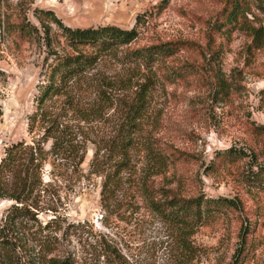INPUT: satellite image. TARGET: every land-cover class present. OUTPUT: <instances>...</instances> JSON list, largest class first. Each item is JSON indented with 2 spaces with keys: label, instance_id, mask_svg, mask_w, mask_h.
Here are the masks:
<instances>
[{
  "label": "rangeland",
  "instance_id": "rangeland-1",
  "mask_svg": "<svg viewBox=\"0 0 264 264\" xmlns=\"http://www.w3.org/2000/svg\"><path fill=\"white\" fill-rule=\"evenodd\" d=\"M161 1L0 0V160L10 144L31 146L44 136L31 117L37 86L46 82L47 48L38 36L16 33L24 19L41 33L47 12L72 28L130 29L143 14L139 35L126 49L168 41L187 47L152 73L125 62L126 49L103 54L45 104L47 114L65 116L70 130L55 151L54 138L40 142L52 154L41 171L36 221L21 233L26 253L69 264H179L184 256L185 264H233L243 253L242 264H264V174L255 175L264 168V39L259 46L253 36V29L264 30V0H238L243 16L221 32L226 0H169L158 12ZM177 66L183 75L172 82L166 73ZM141 86L148 87L141 136L165 155L177 151L179 163L148 172L145 152L134 151L136 175H123L112 198L119 206L108 211L93 156L97 148L105 151ZM96 108L97 117L88 115ZM227 150L241 154L219 158ZM145 173L155 201L170 191L179 198L231 200L236 209L183 232L151 209L141 184ZM13 204L0 199V220Z\"/></svg>",
  "mask_w": 264,
  "mask_h": 264
},
{
  "label": "trees",
  "instance_id": "trees-1",
  "mask_svg": "<svg viewBox=\"0 0 264 264\" xmlns=\"http://www.w3.org/2000/svg\"><path fill=\"white\" fill-rule=\"evenodd\" d=\"M168 2L169 0H162L157 9L158 12ZM239 7L238 0L225 1L219 32L223 28L229 29L231 26L228 24L236 23L237 19L243 16L240 14L242 10ZM44 18L48 23L45 24L41 20V33L37 28L26 23L25 19L15 29L21 37L38 36L47 48L44 73L46 82L37 86L34 98L36 111L31 117L33 122H38L43 127L44 136H41V140L35 141L31 146L24 145L23 141L10 144L5 148L0 160V199L14 202L0 220V264H69L67 260L60 261L55 257H49L47 253L35 254L34 251L26 253L22 248L23 234L21 233L24 226L32 220L36 221L37 204L35 201H37L42 184V167L47 156L52 154L51 150L55 151L67 142L63 136L70 130V128L66 130V124L62 122L64 121L62 117L65 116L47 114L48 109H45V104L53 97L60 96L68 82L80 79L87 70L93 68L99 56L128 48L139 35L138 26L146 19L143 14H139L136 16L135 26L123 29L113 25L72 28L64 25L51 12L45 13ZM51 26L57 28L56 33L53 32ZM263 31L262 28L253 29L254 41L259 46L263 44ZM56 45H62L61 52L55 50ZM183 50H187L183 42H158L142 48L126 49L123 59L128 64L134 65L135 70L139 72L143 68L152 73L153 68L164 67L167 61ZM166 74L167 79H172V82L179 80V77L183 75L179 71V66L170 69ZM147 89L148 87L141 86L134 102L124 107L116 134L106 142L105 151L97 148L94 153L92 166H98L95 167L93 174L103 178L101 195L105 210L111 211L112 208L119 206L112 198L123 180V175H136L137 171L132 157L134 151L145 152L147 164H149L146 170L148 172L150 168L154 171L156 167L161 168L169 163H179L177 151L173 150L169 155H165L164 152L156 150L153 144L149 143L148 138L143 139L141 136L146 116ZM69 109H74V106H70ZM98 114L99 108L88 113L96 117ZM91 118L92 116L83 117L84 120ZM50 137L54 138L55 142L51 145V150L45 152L41 143L46 142ZM63 147L66 151L69 146ZM101 151L105 153L99 157ZM240 154L241 152L227 150L221 153L219 158H235ZM107 161L111 163V166L102 170L101 166ZM146 174L148 173L140 177L143 190L149 194L151 209L163 216L169 223L180 227L183 232L208 225L216 215L225 210L233 212L236 209L231 200L205 198L203 195L179 198L170 191H164L165 200L163 202L155 201V195L146 186ZM262 174H264V168L255 174L256 178ZM181 247L187 250L185 240L181 241ZM185 257L179 259V264H185ZM244 257L243 253H239L234 258L233 264H242Z\"/></svg>",
  "mask_w": 264,
  "mask_h": 264
}]
</instances>
